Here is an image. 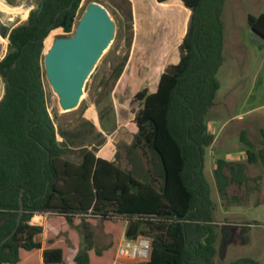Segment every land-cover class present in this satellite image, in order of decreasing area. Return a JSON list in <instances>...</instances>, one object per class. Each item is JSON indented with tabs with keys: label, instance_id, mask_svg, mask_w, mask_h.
Here are the masks:
<instances>
[{
	"label": "trees",
	"instance_id": "1",
	"mask_svg": "<svg viewBox=\"0 0 264 264\" xmlns=\"http://www.w3.org/2000/svg\"><path fill=\"white\" fill-rule=\"evenodd\" d=\"M180 1L190 16L179 59L164 68L154 91L144 87L132 99L138 107L131 147L153 164L149 180L96 156L97 146L76 149L70 158L72 145L57 139L43 84L45 42L53 30L72 31L81 0H40L26 20L10 28L0 58V243L15 227L21 190L23 213L0 245V264H18L22 252L40 249L36 236L44 231L43 264H118L114 253L124 223L125 237L152 238L150 259L142 264H222L214 261L218 224L204 155L214 140L205 116L220 87L225 0ZM247 21L264 38V13L249 14ZM261 136L257 155L242 134L250 147L246 159L216 160L221 198H227L228 185L249 180L247 166L256 156L264 159V130ZM43 211L51 212L45 226L31 221ZM98 224L110 236L102 246L94 241ZM70 231L78 234L74 252L67 246ZM228 264L262 263L241 257Z\"/></svg>",
	"mask_w": 264,
	"mask_h": 264
},
{
	"label": "rangeland",
	"instance_id": "2",
	"mask_svg": "<svg viewBox=\"0 0 264 264\" xmlns=\"http://www.w3.org/2000/svg\"><path fill=\"white\" fill-rule=\"evenodd\" d=\"M39 1L0 0L8 11L5 13V9H0V21L6 25L7 33L26 20ZM92 2L99 3L109 12L115 26L113 40L87 76L83 98L73 110L62 108L60 94L50 84L43 64L48 112L54 120L57 139L72 145L70 158H75L74 150L84 146L98 148L104 141L109 143L122 168L128 166L141 180H149L151 174L146 171V163L141 159L134 161V157L125 153V144L132 141L133 136L127 124L138 107L132 99L144 87L154 89L164 68L178 61L179 45L190 11L180 0L165 3L156 0H81L72 31L53 30L46 39L45 53L57 37L73 36L84 10ZM260 13H264V0L224 1L221 12L224 60L216 74L220 87L214 105L205 116L214 140L205 151L204 174L215 204L213 219L221 222L217 223L214 261L222 264L241 257L264 264V159L256 156L257 161L248 164L249 180L240 186L228 185L225 199L219 196L213 173L217 159L228 158V154L237 158L241 152L250 149L242 134L255 146L256 155L262 143L264 105L244 112L256 104L253 97L247 96L248 90L252 86L256 91L260 84L264 85V38L253 32L247 21L249 14ZM7 33L5 37L0 35V58L6 51ZM119 69L121 73L117 77ZM3 92L4 83L0 78V98ZM90 111L96 112L100 125L91 122ZM148 167L154 169L153 164ZM225 222H228L226 238L220 231ZM93 233L97 246L110 241L100 224L93 228Z\"/></svg>",
	"mask_w": 264,
	"mask_h": 264
},
{
	"label": "water",
	"instance_id": "3",
	"mask_svg": "<svg viewBox=\"0 0 264 264\" xmlns=\"http://www.w3.org/2000/svg\"><path fill=\"white\" fill-rule=\"evenodd\" d=\"M42 8V3L40 9ZM115 26L108 11L92 2L84 10L73 36L57 37L44 55L46 76L60 94L65 111L75 109L80 103L84 84L93 66L114 37ZM6 25L0 21V35L5 37ZM67 88L66 91L63 89ZM19 195V212L12 232L2 239L4 243L16 230L23 213V200Z\"/></svg>",
	"mask_w": 264,
	"mask_h": 264
},
{
	"label": "crops",
	"instance_id": "4",
	"mask_svg": "<svg viewBox=\"0 0 264 264\" xmlns=\"http://www.w3.org/2000/svg\"><path fill=\"white\" fill-rule=\"evenodd\" d=\"M0 9L1 10L5 9V7L1 5V2H0ZM4 12L7 13L8 11L6 12V9H5ZM263 86L264 85L260 84L259 88L256 91H255V88H253L251 86V88L248 90L247 96L254 98V102L256 103L255 104L256 106L253 104L252 107H250V108L248 107L249 109H247L244 112H247L250 109H254L256 107L264 105L263 104V101H264V87ZM156 87H157V85L155 86L154 89H149V88L148 89H149L150 92H152V91H154L156 89ZM88 114H90L91 122H93L95 125L99 124L98 115L96 114L95 111H90ZM132 119H133V117L130 119V121L127 124L129 126L128 128L133 133L132 141H130V142L125 144L127 146L125 148V153L129 154L132 157H134V161L138 162L140 159L143 160L146 163V165H147L146 166V171H148L151 174V169L148 167L149 163H148L147 158L141 153V151L138 148L131 147L132 142H133V138H134V131H135V126H134V124L132 122ZM105 148H107V149H105ZM104 149L107 150V151H104ZM107 152H108V155H106ZM245 155L247 156L246 152H244V153L241 152V154L238 155L237 158H231V155L228 154V158H225V159L228 160V161L244 160L245 159ZM96 156L102 157V158H105V159H108V160H114L118 165H120L122 167V165L119 164V162L114 158L113 151L110 149L109 143L105 142L104 144L100 145L97 148ZM137 162H135V163H137ZM215 166H216V161H215ZM215 166H214V168H215ZM126 167H127L126 169L134 171L132 168H130L128 166H126ZM31 221L34 222V223H37V224L45 226L46 216L43 217V216H40L39 214H34L32 216V220ZM216 223H221V222H216ZM223 225L224 226H222V227L220 226V228H221L220 231H221V235L226 238L228 236V231H227L228 230L227 229L228 226H226V225H228V222L223 223ZM125 228H126V223L123 224V226H122V228L120 230V233L118 235V238H117V244H116V249H115V253H114V261L116 263H118V264H142V263H144V262H137V261H127V260H123V259H120V258L117 257V246L120 243V241L122 240L123 236L125 235ZM226 231H227V235H226ZM68 236H69V238H71V243L69 244V242L67 240V246L69 247L71 252H74V251H76V247H77L78 234L75 231H70ZM44 239H45V231L40 233V234H38L36 236V240L41 243L42 247L40 249H38V250H34V251H31V252H28V251L27 252H25V251L22 252V260L18 264H43L42 263V253L41 252H42V248L44 247Z\"/></svg>",
	"mask_w": 264,
	"mask_h": 264
},
{
	"label": "built area",
	"instance_id": "5",
	"mask_svg": "<svg viewBox=\"0 0 264 264\" xmlns=\"http://www.w3.org/2000/svg\"><path fill=\"white\" fill-rule=\"evenodd\" d=\"M2 46H0L1 49ZM51 212H36L40 216H47ZM152 250V238L147 235H137L135 238H127L125 235L117 246V257L137 262H145L150 259Z\"/></svg>",
	"mask_w": 264,
	"mask_h": 264
},
{
	"label": "bare ground",
	"instance_id": "6",
	"mask_svg": "<svg viewBox=\"0 0 264 264\" xmlns=\"http://www.w3.org/2000/svg\"><path fill=\"white\" fill-rule=\"evenodd\" d=\"M108 13H109V12H108ZM89 74H90V73H89ZM63 90H64V91H66V90H67V88H64ZM81 97H82V95H81ZM81 97H80V100H81ZM82 98H83V97H82ZM89 118H90V117H89ZM107 147H108V146H107ZM102 149H103V148H102ZM105 149H107V148H105ZM105 149H104V151H107V150H105ZM101 154H102V153H101ZM106 155H108V152H107V154H106ZM111 156H112V155H111Z\"/></svg>",
	"mask_w": 264,
	"mask_h": 264
}]
</instances>
